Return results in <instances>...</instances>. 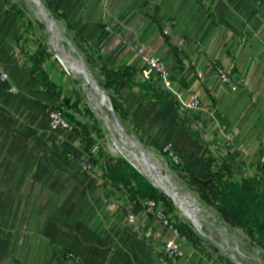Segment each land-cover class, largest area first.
I'll use <instances>...</instances> for the list:
<instances>
[{
    "label": "crops",
    "instance_id": "1",
    "mask_svg": "<svg viewBox=\"0 0 264 264\" xmlns=\"http://www.w3.org/2000/svg\"><path fill=\"white\" fill-rule=\"evenodd\" d=\"M50 1L105 63L133 67L139 78L144 56L164 60L184 98L195 92L205 110H215L214 117L191 112L215 118L223 140L217 117L221 107L230 108L239 124L230 130L234 140L245 125L252 132L248 152L264 163V0ZM107 25L120 34L107 32ZM22 26V18L0 0V67L9 76L0 81V264H210L197 260L182 236L184 255L168 259L163 250L168 233L160 221L130 200L125 188L108 183L107 190L96 174H83L65 156L70 151L83 157L88 146L78 133L48 127L52 105L45 103L52 99L24 55ZM216 63L235 64L240 89L219 84ZM141 80L162 88L155 75ZM129 83L121 80L115 92L126 110L148 107L153 119L162 116V106L154 100L141 105ZM179 129L168 134L176 152L182 148Z\"/></svg>",
    "mask_w": 264,
    "mask_h": 264
},
{
    "label": "rangeland",
    "instance_id": "2",
    "mask_svg": "<svg viewBox=\"0 0 264 264\" xmlns=\"http://www.w3.org/2000/svg\"><path fill=\"white\" fill-rule=\"evenodd\" d=\"M1 1L10 4L13 12L22 18V27H24L25 33L20 36L25 35V40L27 42V51H24V55H27L30 59L29 62L32 70H34L35 67H39V73H33L35 79L39 82L42 90L46 92V95L50 96L52 99L51 102H46L45 105L62 104L65 96H71L73 100L80 97V110L76 112L75 118L91 126L92 136L95 140V145L91 149L92 153L96 156L98 147H100L105 155L124 157L133 162L134 159L130 157V155H126V152L120 154L116 145L112 143L116 131L109 110L99 105L97 97L88 95L89 91L86 90L87 88L84 80L69 70L61 61L59 62L56 55L59 57V53L60 55L68 57L71 60H77L78 62L80 61L79 56H82L93 74L94 79L102 89H104L102 86L106 81V74L103 72V66H107L109 69L117 68L105 63L102 56L99 54L100 50L92 48L81 32L75 31L66 21L56 18L55 14L48 8L44 0L40 1L45 5L50 15L57 22V25L61 29V34H59L58 31L52 32L49 29L39 7L31 0ZM105 30L112 33V35L120 34L114 31L115 29L109 25H107ZM69 42L76 50H72ZM38 55L40 58L39 62H37L35 58V56ZM214 65L219 66L221 64L216 63ZM65 67L67 69H65ZM140 78L141 77L138 78V76H136V79L132 83H129L131 88H133L135 92H138L137 97L139 102H141L140 104L146 105L145 103L154 100L159 106H162L161 109L163 110V114L159 118L156 117L153 119L154 114L152 113H154V110L152 111V109L148 107H146L144 112L127 109L128 117L122 125L126 133L136 140L145 153H148L151 157V161L159 168V175L164 178L165 175H168L170 183H172L181 194L194 197L201 203L202 211L200 213H202L203 216V233L205 236L200 234L194 226L191 225L190 221L181 213L179 208L175 206L176 204L173 200L157 187L160 192L164 193L173 203L171 208H167L161 204L162 208L170 214L172 218H175L178 223L192 230L193 235H191L190 238L182 235V240L189 242L191 246H193L196 250L195 256L196 258L198 257L197 260L201 262L204 261L210 264H237L232 259V256L236 254L241 258L243 264H264V249L259 247L257 243L247 235L244 229L241 227H232L227 224L214 206L201 201L199 192L189 182L192 176H197L202 179L208 177L216 166L225 163L230 164L233 179L235 180H242L243 178H251L254 176H259L264 179L259 170V166L262 164L261 158L256 156L252 158L246 147L249 142L248 137L252 135V132L248 131L245 125H243V127L239 129L240 131L237 130L239 132V139H236V141L234 140L235 142H233L231 146H226L221 135L216 131V124L218 121L215 118H204L202 115H198L191 111L181 110L176 97L172 93L164 91L160 86H156V83H150V86ZM55 81L57 83H55ZM235 81H237V87L240 89V79L237 76H235ZM104 91L110 95L111 99L112 97L116 98L115 92L110 87L104 89ZM219 112L220 114L217 118L219 119L220 125L218 126L224 131H230L232 127H237V125H239L237 122L238 118H232L230 108L221 107ZM103 116L106 118L109 117L110 121H108V125L103 122L101 118ZM133 124H136V126L134 127ZM178 127H180V129L176 139H179L178 142L182 148L179 152H176L173 148V139L170 140L168 134L172 129ZM185 130L188 133V137L194 140L192 141L193 144L187 143L190 142V139H188ZM167 144H171L173 151L178 154L179 163H174L170 159V156L163 152V148ZM114 146L115 149L113 150L112 148ZM65 156L76 161L83 174H96L100 178V185L108 188L107 185L109 182L104 178L101 166L95 164L93 158L88 154L83 157L78 156L76 159L69 151L65 153ZM87 158L93 163V168L90 170L82 168V162ZM143 168L144 165H139L140 173L152 183V180L146 175ZM107 190H109V188ZM140 209L142 210L141 207ZM206 213H211L213 216L215 215L214 219L207 217ZM165 256L169 259L166 254Z\"/></svg>",
    "mask_w": 264,
    "mask_h": 264
},
{
    "label": "trees",
    "instance_id": "3",
    "mask_svg": "<svg viewBox=\"0 0 264 264\" xmlns=\"http://www.w3.org/2000/svg\"><path fill=\"white\" fill-rule=\"evenodd\" d=\"M44 2L56 18L67 20L65 14L58 11L50 0H44ZM35 58L39 62V55ZM38 68H34L35 73H39ZM103 72L106 74V81L102 87L104 89L110 87L114 92L121 80L133 82L136 76V70L130 66H121L117 69L103 66ZM80 101V97L73 100L71 96H65L62 104L58 103L49 107H59L63 110L66 119L74 126V132L78 133L86 142L88 155L93 158L95 164L101 166L104 178L113 186L125 188L130 200L140 202L143 199L151 198L163 206L171 208L172 201L126 158L105 155L100 147H98L96 156L92 153L91 149L95 145V140L92 136L91 126L75 118L76 112L80 110ZM112 104L119 122L123 124L128 117L127 110L117 98L112 97ZM259 170L264 177V163L259 166ZM189 182L199 192L201 201L214 206L227 224L244 229L247 235L264 249L263 178L254 176L235 180L230 164L225 163L216 166L208 177L202 179L192 176ZM178 226L181 235L187 238L193 235L191 229L181 223H178Z\"/></svg>",
    "mask_w": 264,
    "mask_h": 264
},
{
    "label": "built area",
    "instance_id": "4",
    "mask_svg": "<svg viewBox=\"0 0 264 264\" xmlns=\"http://www.w3.org/2000/svg\"><path fill=\"white\" fill-rule=\"evenodd\" d=\"M165 32L167 33L168 31L166 30ZM262 52L264 54V46L262 48ZM142 61L143 67L140 70L139 76L143 79H151L153 75L157 76L164 91L170 92L176 97L177 102L182 110L193 112L205 111L206 114L214 117L215 110H205L202 106V99L200 95L195 92H190L188 97L184 98L182 94L174 88L170 79L169 68L164 60L155 55H148L144 56ZM196 74L200 79L204 78V74L200 69L196 70ZM215 74L221 86L228 88L230 87V89L233 91L238 89L237 81H235L236 71L234 63H230L228 66H217L215 68ZM8 80V74L3 68L0 67V81L8 82ZM9 89L11 92H13L16 88L13 85L10 86ZM47 117L48 127L50 129L63 130L70 133L74 132V126L66 119L63 110L59 107H48ZM223 137L225 145L231 146L234 140V132L223 130ZM163 152L168 154L174 163H179V156L173 151L171 144L165 145ZM82 168L85 170H90L93 168V163L87 158L82 162ZM139 205L147 214L154 215L168 233V237L163 242V250L170 259L176 262L177 259L184 255L182 245H180V239L182 235L178 226V221L175 218H172V216L162 208V205L154 199H143L139 202ZM128 216L130 221L133 222L135 216L131 213Z\"/></svg>",
    "mask_w": 264,
    "mask_h": 264
},
{
    "label": "bare ground",
    "instance_id": "5",
    "mask_svg": "<svg viewBox=\"0 0 264 264\" xmlns=\"http://www.w3.org/2000/svg\"><path fill=\"white\" fill-rule=\"evenodd\" d=\"M31 1L39 7L40 12L42 13L45 21L47 22V24L49 26V29L52 32L53 31L57 32V29L55 27H53L51 24L50 17H52V16L50 15L47 8L43 5H41L40 3L38 4V2H36V0H31ZM58 55H59V59L63 65H65L69 70H71L73 73L77 74L78 76H80L84 80L85 86L87 88V89L86 88L85 89L89 91L88 95H93V96L97 97L99 100V105L107 108L105 103L102 100L101 94H99L97 92V90H95L93 85L90 83V81L88 79L89 74H88V72H86L83 69L82 65L80 64V61L78 62L77 60H71L68 57L60 55L59 53H58ZM101 118H102L103 122L108 125V121H110L109 117L106 118L103 116ZM109 128H112V127H109ZM114 129L116 131V134L113 136L112 143H114L116 145V148L118 149L119 153L123 154V152H126V155H128V156L130 155V157H132L135 160V161L133 160V162L137 166H139L141 164L144 165L143 170L145 171L146 175H148L150 177L152 182L154 184H156L158 188H160L166 195H168L173 200V202L176 204L175 206H177L179 208V210L181 211V213H183V215L190 221L191 225H193L194 228L200 234L205 236L203 233V219H202L203 216H202V213H200L202 211L201 203L194 197L185 196V195L181 194V192H179V190L172 183H170V181L168 180V175H165V178L162 177L161 175H159V171H158L159 168H157L152 161H149L148 162L149 164H147L146 162L144 163L142 161L140 156H135L136 154H133V152L130 150L129 144L123 143L122 140L119 138L118 128L115 126ZM112 149L114 150L115 146ZM206 215H207V217H209L211 219H214V216H215V215L213 216L211 213H206ZM232 259L237 264H243L241 258H239V256H237L236 254H234L232 256Z\"/></svg>",
    "mask_w": 264,
    "mask_h": 264
},
{
    "label": "water",
    "instance_id": "6",
    "mask_svg": "<svg viewBox=\"0 0 264 264\" xmlns=\"http://www.w3.org/2000/svg\"><path fill=\"white\" fill-rule=\"evenodd\" d=\"M36 2H38V4L40 3L41 5L45 6L44 4H42V2L40 0H36ZM51 19V24L53 27H55L57 29V31L59 32V34H61V29L59 28V26L57 25V22L54 20L53 17H50ZM70 43V42H69ZM72 50H76L75 47L70 43ZM56 58L58 59V61L60 62L59 57L56 55ZM80 58V64L82 65L83 69L88 72L89 74V81L90 83L93 85V87L95 88V90H97V92L99 94H101L102 96V100L105 103L107 109L109 110L113 122L115 124V126L118 128V136L119 138L122 140L123 143L129 144V148L130 150L133 152V154H136L135 156H140L142 161L147 164H149L148 162L151 161V157L148 155V153H145V151L143 150V148L141 146H139V143L134 140L133 138H131L125 131L123 125L119 122V119L115 113V110L113 108V104H112V99L110 97L109 94H107L104 89L100 88V86L98 85L97 81L94 79L93 74L91 73V71L89 70L87 64L85 63L84 59L82 56H79ZM65 69H67L65 67ZM128 160V159H127ZM138 171L139 170V166H137L135 163L131 162L130 160H128ZM152 184H154L152 182ZM156 187L157 185L154 184Z\"/></svg>",
    "mask_w": 264,
    "mask_h": 264
}]
</instances>
